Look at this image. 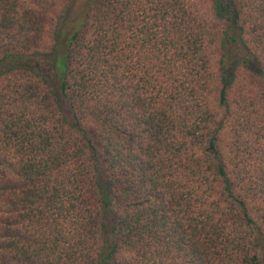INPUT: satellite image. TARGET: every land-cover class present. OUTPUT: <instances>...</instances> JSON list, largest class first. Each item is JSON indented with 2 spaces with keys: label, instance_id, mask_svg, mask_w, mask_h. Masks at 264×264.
Listing matches in <instances>:
<instances>
[{
  "label": "trees",
  "instance_id": "16d2710c",
  "mask_svg": "<svg viewBox=\"0 0 264 264\" xmlns=\"http://www.w3.org/2000/svg\"><path fill=\"white\" fill-rule=\"evenodd\" d=\"M0 264H264V0H0Z\"/></svg>",
  "mask_w": 264,
  "mask_h": 264
},
{
  "label": "rangeland",
  "instance_id": "374dc122",
  "mask_svg": "<svg viewBox=\"0 0 264 264\" xmlns=\"http://www.w3.org/2000/svg\"><path fill=\"white\" fill-rule=\"evenodd\" d=\"M52 76V75H51Z\"/></svg>",
  "mask_w": 264,
  "mask_h": 264
}]
</instances>
